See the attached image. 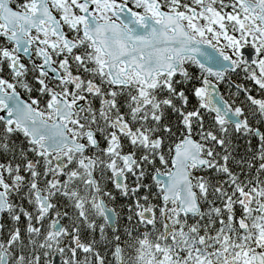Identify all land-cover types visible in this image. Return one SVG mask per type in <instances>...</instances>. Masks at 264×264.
I'll return each mask as SVG.
<instances>
[{
	"label": "snow or ice",
	"instance_id": "6c2138e0",
	"mask_svg": "<svg viewBox=\"0 0 264 264\" xmlns=\"http://www.w3.org/2000/svg\"><path fill=\"white\" fill-rule=\"evenodd\" d=\"M0 264H264V0H0Z\"/></svg>",
	"mask_w": 264,
	"mask_h": 264
}]
</instances>
